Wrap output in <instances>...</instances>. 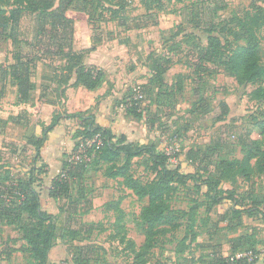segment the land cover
Segmentation results:
<instances>
[{"label":"rangeland","instance_id":"obj_1","mask_svg":"<svg viewBox=\"0 0 264 264\" xmlns=\"http://www.w3.org/2000/svg\"><path fill=\"white\" fill-rule=\"evenodd\" d=\"M12 1L0 0V7L14 8ZM100 1L101 4H90L91 22L87 12L78 9L80 3L71 7L68 15L74 20L73 48L78 51L90 47L94 38L101 41L92 52L93 59L111 76L95 92L76 89L71 94L70 106L68 97L61 94L68 75V59L58 54V44L65 41L46 40L38 44L37 19L32 14L24 16L15 32L8 29L0 34V65L15 63L14 54L24 53L34 65L32 80L37 85L29 102L17 104L10 77L4 84L0 77V98L4 100L0 110L8 117L0 119L3 198H10V188L25 179L35 165L36 148L30 140L42 136L44 125L51 123L54 114H62L60 124L42 148V160H37L43 178L38 182L42 203L56 215L58 224L50 263L134 264L129 251L113 237L116 211L107 205L120 200L128 236L141 247L145 241V234L137 225L141 206L121 178L106 177L104 166L95 165L92 155L86 156L89 163L79 175L66 176L62 192L53 187V179L61 176L64 163L73 161L71 158L79 152V143L85 139L92 144L99 142L98 135L74 137L80 121L64 116L76 113L74 108H89L97 123L112 128L118 135H126L128 142L158 145L169 155L173 168L196 176L175 193L172 207L181 227L159 238L149 255L151 262L215 264L221 255L247 257L250 262L264 264L263 217L232 212L234 207L264 211V177L255 173L250 181L221 180L219 188L233 190L238 203L226 200L214 204L203 184L207 179H219L223 158H243L245 151L254 147V141L262 138L251 120L258 103L247 95L251 86L238 85L221 66L200 56L197 46L207 44L210 30L219 35L223 20L255 13L256 5L262 3L183 0L169 4L165 10H148L140 0H113L116 7L125 4L122 16L116 20L103 9L111 4ZM224 4L226 7L221 8ZM168 59L170 67L161 80L156 73ZM135 89L141 91L142 97L138 107L129 109ZM223 102L229 106L225 117ZM101 106L106 108L100 111ZM90 145L86 147L90 149ZM141 160H133L135 177L143 181L152 179ZM21 237L14 226L0 224V256L9 255L10 264L31 262V254L24 250L26 241ZM239 238L245 244L242 247H238Z\"/></svg>","mask_w":264,"mask_h":264},{"label":"trees","instance_id":"obj_2","mask_svg":"<svg viewBox=\"0 0 264 264\" xmlns=\"http://www.w3.org/2000/svg\"><path fill=\"white\" fill-rule=\"evenodd\" d=\"M94 1L101 4L100 0H13L14 8L3 9L0 7V34H4L8 29L15 32V27L19 26L24 16L32 14L37 19L38 44H44L46 40L65 41V43L58 44V54L68 59L66 66L68 75L64 79V89L61 92L63 96L66 95L70 86H83L88 90H97L108 78L105 69L85 63L86 56L96 51L101 41L94 38L90 47L78 51L73 48L74 20L68 15V10L80 3L81 7L78 9L87 12L91 22L93 13H91L90 4L92 5ZM105 1L111 5L103 7V9L112 18L118 20L125 10V4L119 3L120 7H116L113 0ZM140 1L148 10H165L169 4L183 0ZM258 1L263 5H256L255 13L223 20L224 27L219 31V35L214 34V29L210 30L207 44L197 43L201 52L200 56L221 66L235 78L238 85L244 88L252 87L247 95L250 100L258 103V109L252 114L251 120L255 131L262 137L260 140L254 141V147L246 150L243 158H223L220 163L219 179L204 181L203 184L210 191L214 204L226 200L238 203L233 190L219 188L221 180L233 181L242 178L250 181L255 173L264 177V0ZM224 7H226L225 4L221 8ZM10 37L16 42L13 33H10ZM13 57L15 63L0 65L1 81L4 84L10 77L9 81L17 88L18 104L27 103L34 97L37 88L32 80L35 68L24 53H15ZM170 62L168 59L163 68L157 71L156 74L160 76L161 80L169 69ZM73 78L75 81L71 84L70 81ZM3 88L5 85H2ZM138 103V100L133 99L129 109L138 107ZM222 108V117H225L228 114L229 106L223 102ZM64 116L65 118H78L80 121V129L74 137L80 139L99 136V142L90 145V149L87 148L89 150L88 158L94 155V164L104 166L106 177L121 178L122 184L132 190L138 198L141 211L137 225L145 234L144 244L138 247L136 241L128 236L124 221L125 214L120 207V200L107 204L116 211V229L113 237L124 246L125 250L129 251L134 264H161L151 262L149 255L152 249L157 246L160 237L181 227L182 223L172 207V201L178 189L188 185L196 176L190 172H182L178 168H173L170 165L169 155L158 145L128 142L126 135H118L112 128L97 123L96 115L93 112L79 111L66 113ZM62 117V114H54L51 123L44 125L42 136L33 137L30 140L36 148V155L33 159L35 165L29 169L25 179L19 180L16 185L10 188V198L5 197L4 199V193H0V224L14 226L22 233L21 238L27 244L24 250L31 254L29 264H55L50 263L49 254L56 245L57 217L42 203L38 182L43 178L37 160H42V148L48 144L49 134L60 124ZM137 117L142 118V114L137 113ZM135 158L142 159L141 163L153 175L152 179L143 181L135 177L133 172ZM88 163L85 158L78 162L64 163L61 176L53 179V187L62 192L65 189L64 179L66 176L68 174L79 175ZM42 164L46 166V163ZM50 190L52 192V189ZM232 212L238 216L242 213L250 216L261 215L264 219V211L259 208L238 209L234 207ZM238 242V247L245 245L240 238ZM1 258L3 257L0 256ZM6 258L10 260L9 255ZM255 263L256 261L250 262L247 257L228 258L221 255L217 256L215 260V264Z\"/></svg>","mask_w":264,"mask_h":264},{"label":"crops","instance_id":"obj_3","mask_svg":"<svg viewBox=\"0 0 264 264\" xmlns=\"http://www.w3.org/2000/svg\"><path fill=\"white\" fill-rule=\"evenodd\" d=\"M76 50V49H75ZM79 50V49H78ZM92 53V52H91ZM93 56H94V53H92V54H88L87 56H86V58H85V63L86 64H88V65H98V63L96 62V61H94V59H93ZM86 60H88V61H86ZM107 72V75H108V80H109V76H111V73L109 72V71H106ZM74 81H75V78H73L71 81H70V83L72 84V83H74ZM14 88H15V96H14V102H16L17 104H18V102H17V88L14 86ZM73 89V91H71ZM76 89H85V91H87V93L88 92H90V93H92V92H95L96 90H94V91H92V90H88V89H86L85 87H83V86H77V87H75V86H70V88H68L67 89V91H66V96L68 97V105L70 106L71 104H72V96H71V94H72V92H75V90ZM35 91H37V88H36V90ZM100 94V93H99ZM101 94H104V93H101ZM107 97L108 96H106L105 98L107 99ZM104 98V97H103ZM3 99V97H1L0 98V108L2 107V105L4 104V100H2ZM108 100V99H107ZM102 108H100V111L102 110V109H104V108H106V107H104V106H101ZM74 112H79V111H87V110H90L89 108L87 109V108H74ZM70 112V111H69ZM94 113V112H93ZM8 118V117H7ZM6 118V116L5 115H3L2 114V112H1V110H0V119H7ZM55 248H56V246H54L53 248H52V250L50 251V254H49V261L51 262V258L53 257V252H54V250H55ZM0 264H10V260L8 259V258H6V257H3V258H1L0 259Z\"/></svg>","mask_w":264,"mask_h":264},{"label":"built area","instance_id":"obj_4","mask_svg":"<svg viewBox=\"0 0 264 264\" xmlns=\"http://www.w3.org/2000/svg\"><path fill=\"white\" fill-rule=\"evenodd\" d=\"M135 90H136V96L133 97V99H135V100H139V98L142 97L141 91H140V90H137V89H135ZM133 99L131 100V102H130L129 105H132V101H133ZM90 144H92V142H90V139H85V140H83V141L79 144V146H80V148H79V152H78L77 154H75V155L73 154L74 157H73V159L71 158V160H73L74 162H78V161H80L82 158H85V159H86V156H88L86 145H90ZM85 147H86V148H85ZM85 151H86V152H85Z\"/></svg>","mask_w":264,"mask_h":264}]
</instances>
